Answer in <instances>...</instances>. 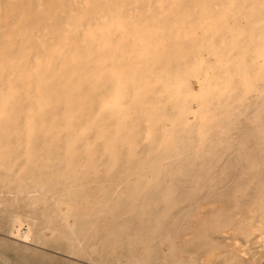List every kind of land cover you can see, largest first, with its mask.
Segmentation results:
<instances>
[{"label":"bare ground","instance_id":"bare-ground-1","mask_svg":"<svg viewBox=\"0 0 264 264\" xmlns=\"http://www.w3.org/2000/svg\"><path fill=\"white\" fill-rule=\"evenodd\" d=\"M262 238L264 0H0L6 264H264Z\"/></svg>","mask_w":264,"mask_h":264},{"label":"rangeland","instance_id":"rangeland-1","mask_svg":"<svg viewBox=\"0 0 264 264\" xmlns=\"http://www.w3.org/2000/svg\"><path fill=\"white\" fill-rule=\"evenodd\" d=\"M225 235H227V234H225ZM236 238L238 240V241L236 240L237 243H239V244H241V243L242 244H245L244 243L245 240L243 238L242 239H241V237H240V239H238L239 237H236ZM239 240H242V241H239ZM262 240L263 241H259V242L254 243L252 245L253 249L251 247L248 251L243 252L242 253L243 257L244 258H249L252 262H256L257 260H260L261 257H262V255H264V251H263L264 238H262ZM262 244H263V246H262ZM212 249H213V252H214V253H212V255H208L209 250H205L204 249L199 254V256L197 258V261H196V264H226V263L227 264H230V262L229 263L227 262L229 256L227 255L226 251H223L224 249H221L220 247L212 248ZM262 252H263V254H262ZM0 254H1L0 255V264L11 263L13 261V258H12V256H11L10 253H7L5 251H0ZM251 255L252 256L254 255V256L252 257ZM258 255H260V257ZM262 258L263 259H261V261L264 260V256Z\"/></svg>","mask_w":264,"mask_h":264}]
</instances>
